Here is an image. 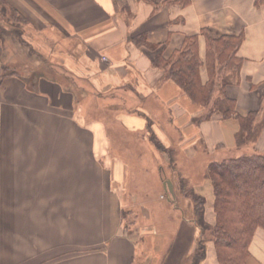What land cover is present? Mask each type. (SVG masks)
I'll list each match as a JSON object with an SVG mask.
<instances>
[{"label":"crops","instance_id":"1","mask_svg":"<svg viewBox=\"0 0 264 264\" xmlns=\"http://www.w3.org/2000/svg\"><path fill=\"white\" fill-rule=\"evenodd\" d=\"M5 2L32 25L24 38L36 55L27 73L0 78V264H134L138 237L127 215L153 214V224L154 215L173 209L167 203L175 193L188 209L185 191L193 186L183 179L182 187L178 172L169 177L163 171L174 164L173 137L196 142L212 131L224 138L215 146L237 148L228 140L237 120L215 113L194 121L204 108L165 79L151 63L152 52L134 38L162 44L168 58L193 34L203 55V28L213 36L241 33L237 79L214 98L220 107L233 99L242 116L264 111V0ZM109 131L144 142L125 147ZM257 143L264 145V129ZM131 174L166 191L170 180L171 195L156 193L162 204L154 210L150 196L126 193ZM180 206L173 200L174 208ZM188 211L183 214L192 250L201 230ZM175 237L174 248L183 241L180 232ZM155 244L167 245L162 239ZM171 247L165 264L189 252L175 258ZM249 250L251 264H264L262 230ZM213 258L217 264L214 250Z\"/></svg>","mask_w":264,"mask_h":264},{"label":"trees","instance_id":"2","mask_svg":"<svg viewBox=\"0 0 264 264\" xmlns=\"http://www.w3.org/2000/svg\"><path fill=\"white\" fill-rule=\"evenodd\" d=\"M24 23L20 12L0 0V36L8 32L11 38L20 40ZM201 35L203 56L198 51L197 34L186 37L182 48L168 58L163 56L162 44L147 43L141 36L134 38V42L145 45L152 52L151 63L163 71L165 79L174 81L195 104L204 108L196 121L209 119L215 113L222 119L233 118L237 120L234 145L254 144L264 129V111L257 109L242 116L236 112L233 99L225 98L224 106L220 107L221 101L214 98L215 91L224 95L226 86L237 79L242 63L237 52L243 35L213 36L208 28H203ZM228 71L234 78H228ZM205 175L212 191L213 221L205 215L206 199L200 190L187 189L185 194L191 200L193 220L201 236L184 264H200L205 258L208 241L213 244L217 264H251V239L258 230L264 232V152L253 151L210 161ZM183 179L185 177L180 176L182 187Z\"/></svg>","mask_w":264,"mask_h":264},{"label":"rangeland","instance_id":"3","mask_svg":"<svg viewBox=\"0 0 264 264\" xmlns=\"http://www.w3.org/2000/svg\"><path fill=\"white\" fill-rule=\"evenodd\" d=\"M24 18L25 23L23 25V31H26L32 25L27 22L25 16ZM8 30L9 28L7 29V31ZM30 30L32 29L30 28ZM7 33L8 32L0 36V78L4 74L9 73H27L26 68L32 66V58H34L35 56V53L32 51L31 45L24 38V33L20 40L11 38ZM35 64L38 65L39 63L35 62ZM227 76L228 78H234L233 74L230 71L227 72ZM216 93L217 91L214 92V94ZM193 120L196 121V118H194ZM233 131L234 130H231V132L229 133L228 140L230 142H233L234 139ZM110 137L112 140H114L115 138V141L120 142V144L122 143L121 145H125V147L133 144H142L144 142L141 140V136L135 134H130L128 136L116 135V137H114L113 132H110ZM223 139L224 138H222L220 134L214 135L212 131L208 132L203 138L198 139L196 142L186 141L180 136L176 135L173 137V143L171 144V146H173L175 150L173 153L174 164L173 166H163V171L167 176H169V173H171V171L178 172V174L185 177L190 186H193L196 189L200 190V192L206 199L205 215L207 219L212 218L211 221H213V210L211 206L212 191L208 178L205 175L207 164L213 160L235 157L244 153H251L253 151L264 152V145L257 142L254 144L248 143L247 145L237 148H221L215 146L217 141H223ZM124 153H126V151H124ZM129 153L135 154L132 151H130ZM137 153L143 154L144 152ZM165 186L167 187V184ZM129 192L137 193L139 198L142 196V193L146 194V196H150L151 200L153 201L151 205L153 206L162 204L160 199L154 198L156 193L159 195H165V197L171 195L170 191H166L161 183L157 184L156 189L154 186V182H151L147 176L142 177L134 174H131L126 182V193ZM171 197L172 202H168L167 205L169 204L173 209L166 213V215H154L152 221L155 223L153 224H151V218L153 214H150L148 219H145L141 213H137L138 215L134 216L127 215L126 220L128 222V225H135V236L138 237L135 240L138 246L134 254V264H165L164 261L167 259L168 250L171 251V246H173L174 248L176 238L175 235L177 234V231L180 232L181 240L183 241L182 244L180 243V245H175V248L173 250V255L175 256V258H177L178 254L182 255L188 251V254L192 252L193 249L190 250L187 246V242L191 233L185 226L186 222L183 214L188 213V210H192V203L190 200H188L187 209V206L185 204L183 205V202H185V200H183L179 194L175 193V195H171ZM175 199L179 204L182 205V207L180 206L181 209L173 207V200ZM138 201H141V199H139ZM170 206L168 210L170 209ZM157 208L158 206L153 207L154 210H157ZM164 208L165 206L163 207V210L166 211ZM137 211L140 210L137 209ZM181 224H183L184 226L181 227ZM146 225H148L147 229H149L150 232L145 230ZM157 227L159 231L158 233H154L155 228ZM163 231H167L165 232L164 236H162L161 234ZM138 233H140V236L138 235ZM161 239L167 243L165 247L157 246L155 244V241L157 243ZM207 243L208 245L206 244V255L204 260H206V264H215L214 260H212L214 259L213 245L211 244L212 242L208 241ZM187 255L183 257V260L175 262V264H184L186 262L185 260L187 258Z\"/></svg>","mask_w":264,"mask_h":264},{"label":"water","instance_id":"4","mask_svg":"<svg viewBox=\"0 0 264 264\" xmlns=\"http://www.w3.org/2000/svg\"><path fill=\"white\" fill-rule=\"evenodd\" d=\"M166 185V184H165ZM167 189L171 192L172 191V183L170 180L167 181Z\"/></svg>","mask_w":264,"mask_h":264}]
</instances>
